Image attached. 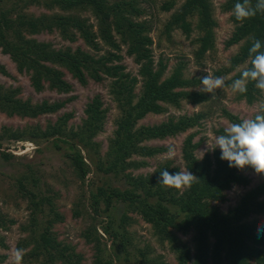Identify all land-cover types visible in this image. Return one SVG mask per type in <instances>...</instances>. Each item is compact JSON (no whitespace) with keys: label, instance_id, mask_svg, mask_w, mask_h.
Returning a JSON list of instances; mask_svg holds the SVG:
<instances>
[{"label":"trees","instance_id":"obj_1","mask_svg":"<svg viewBox=\"0 0 264 264\" xmlns=\"http://www.w3.org/2000/svg\"><path fill=\"white\" fill-rule=\"evenodd\" d=\"M152 0H7L12 8L24 10L29 5L43 7L49 13L39 16L27 15L23 12L11 15V10L0 9V48L16 63L17 69L29 73L30 83L34 91L42 92L45 87L58 93H69L70 84L64 80L67 71L80 84L87 83V78L101 82L112 79L110 93L120 112L116 120V129L109 139L104 157L99 156V145L92 139L103 130L105 111L101 110L100 98L94 97L84 111L85 119L75 131H67L66 125L72 114L66 113L44 128H27L23 133L4 129L0 140L30 141L40 145L53 141L57 150H62L56 143L62 142L70 149L65 153L70 167L77 180L85 182L88 174L95 176L88 185V202L92 210L93 220L104 216L100 223L93 225V233L98 239L97 231L107 236L114 245L115 254L123 252L125 263L134 261L138 264H164L158 257H150L151 252L137 248L139 258H131L130 246L125 236L124 224L126 216L117 217L120 206L125 212H137L151 224L156 239L166 244L177 256L180 264L190 260L191 248L178 237L177 233L193 232V264H264V235H257V227L264 225L259 221H249L251 216H264V182L246 192L239 203L226 213L220 212L212 202H223L224 192L234 185L245 186L248 179L239 170L230 168L228 162L220 159L221 152L215 151L212 157L204 156L200 161L193 152L197 145L191 144L188 138L183 147V161L186 170L198 179L184 191L168 188L158 184L160 172L167 170L172 174L177 169L170 164L160 166L150 175L133 176L131 171L146 166L144 160L151 158L164 149L142 145L151 140H160L175 136L198 124L204 118L203 113L192 117L169 118L160 124L136 128L137 122L147 114H160L165 105L179 107L182 99L193 104L207 100L206 95L197 91H185L199 86L200 80L186 79L181 67H176L164 78L166 66L158 64L154 68L145 23L136 19L143 14L141 3ZM237 0H228L226 11H232ZM256 0H253L255 4ZM176 0H165L163 11H170ZM58 12H57V11ZM56 11V12H55ZM89 12L96 24H89L80 14ZM196 19V29L202 33L198 41L196 58L202 56L214 46L212 27L214 22L209 0H185L164 25V33L170 36L174 30L189 34L191 18ZM236 28L228 45L243 43L238 53L229 60V70H234L248 62L250 37L264 42V14L257 13L252 18L237 20L232 16ZM58 32L62 39L75 42L77 39L95 52L93 55L81 47L54 50L49 44L29 39L42 32ZM118 38V41L116 40ZM100 43L112 51H119L120 46L127 48V54L139 64L142 78L140 95L135 101V78L124 73L122 65H118V55L109 50L104 55L100 52ZM249 63L247 67H249ZM0 72L5 73L0 67ZM229 73V72H226ZM238 73L235 79L240 78ZM259 90L254 82H249L247 91L240 93L248 103L256 100ZM16 97V91H2L0 88V110L8 115H20L37 118L45 114H53L63 108L66 102L33 105ZM231 123L241 120L230 114ZM219 134H224L220 131ZM85 150L86 155H82ZM5 159L12 155L1 153ZM85 159L89 161L86 163ZM92 164L93 169L90 168ZM30 169V168H29ZM19 197L27 202L29 222L21 227L25 237L17 244L23 249V263L37 264H81L82 257L73 248L61 243L55 236L53 227L63 221V216L53 205L54 197L43 194L39 187V179L34 172L14 178ZM119 185V186H117ZM46 191H50L49 188ZM49 208L48 218L41 225L38 216H44V208ZM75 217L81 215L80 208L75 206ZM10 223H13L10 222ZM100 224V227H97ZM4 217L0 215V227H4ZM93 234L85 233L86 240ZM213 239L210 246L209 238ZM97 241V240H96ZM90 242V241H89ZM94 264H113L112 260L103 259L97 245ZM117 251V253H116ZM135 260H132V259Z\"/></svg>","mask_w":264,"mask_h":264},{"label":"rangeland","instance_id":"obj_2","mask_svg":"<svg viewBox=\"0 0 264 264\" xmlns=\"http://www.w3.org/2000/svg\"><path fill=\"white\" fill-rule=\"evenodd\" d=\"M165 0H152L150 3L142 2L141 8L143 14L136 19L137 22L145 23L148 28V36L152 44L150 46L152 61L154 68H158V64L166 66L164 78L168 77L176 67H181L184 78L197 79L211 73L214 76H223L226 78V83L231 84L234 77L242 72L247 67L248 62L238 66L234 70H229V60L238 53L240 46L243 43L228 45L232 34L236 28L232 20V11L225 10V4L228 0H209L211 5V14L214 22L212 27L214 46L207 51L202 58L198 59L195 56V51L198 49V41L202 33L196 29V19L191 18V29L189 34L181 30H174L170 36L164 33V25L169 20L170 16L176 12L185 0H176V4L170 11L161 9L162 3ZM0 9L11 10V15H17L21 12L27 15L39 16L42 13H49L41 6L35 4L29 5L24 10L19 11V8H12L11 3L7 0H0ZM57 11V10H56ZM55 11V12H56ZM58 12V11H57ZM88 20L89 24H96V20L89 12L80 14ZM29 39H34L37 42L47 43L54 50L70 48L75 50L81 47L84 51H88L95 55L96 53L90 50L83 44V41L77 39L75 42H68L61 38L58 32L46 33L42 32L33 36H28ZM118 41V38H116ZM101 50L97 55H104L109 50L118 55V65H122L124 73L135 78L136 94L135 101L140 95L142 78L139 74L140 66L134 58L127 54V48L124 45L120 46L119 51H112L102 43ZM0 67L5 73L0 72V88L2 91H16V97L22 101H29L33 105L41 104L43 101L49 103L66 102L65 106L58 112L53 114H45L37 118H30L20 115H8L0 110V136L4 129L23 133L27 128L41 127L44 128L47 123H55L58 118L66 113L72 114L68 120L67 131H75L81 126L85 119L84 111L86 106L92 102L94 97H99L101 101V110L105 111L103 130L96 135L92 141L99 145V156L104 157L108 141L113 137V132L116 129V120L120 116L116 103L110 93V84L112 79L106 78L101 82H95L87 78V83L82 85L65 70L64 80H66L71 90L69 93H58L55 90H50L48 87L42 92H36L31 86L29 73L19 71L16 63L2 52L0 48ZM229 72V73H226ZM202 88L201 82L199 86L185 89V91H197L206 95L207 100L198 104H193L188 99H182L179 107L165 105V111L160 114H147L140 119L136 128L142 126H153L167 121L169 118L192 117L203 113L204 118L200 119L194 127L185 130L175 136L167 137L160 140H151L144 142L142 145L160 147L164 150L159 154L144 160L146 166L142 169L131 171L133 176H145L152 174L160 166L170 164V168L177 169V172L184 170L185 162L183 161V147L188 138H191V144L197 145L193 154L196 159L202 160L204 156L212 157L215 151H220L219 148H214V137L220 135V131H224L225 127L231 123L227 117L228 114L239 118L241 121L244 118H250L255 115V109L258 101L261 99L260 90L252 103H248L240 93H234L230 88L225 87L216 89L211 93L200 91ZM53 141L37 145L30 141H8L0 140V215L4 217L5 225L0 227V264H15L13 250L17 249V244L25 237L21 227L29 222V210L27 202L22 200L17 193L15 185L16 177L27 174L30 171L34 172L39 179V187L43 194L54 197L53 205L63 216V221L54 225L53 231L56 238L61 243L73 248L74 252L82 257L81 264H94L95 255L97 254V245L101 250L103 259L112 260L113 264H124L125 254L116 251L113 248V242L105 236L101 230L97 233L101 237L98 239L93 233L92 227L104 218L97 217L93 220L92 210L88 202V185L91 179L95 176L93 172L88 174L85 182L77 180L68 160L65 158V153L70 149L62 142L56 143L62 150H57ZM208 145V151H205ZM169 149L174 150L175 156L168 158L165 154ZM1 153L12 155L5 159ZM82 155H86L85 150H81ZM86 163L89 161L85 159ZM93 169L92 164L89 165ZM30 168V169H29ZM245 176L249 184L245 186L234 185L229 190L225 191L223 202H212L211 205L219 209L220 212L226 213L234 208L242 198V196L264 182V174H257L254 170H246L241 173ZM119 186V185H117ZM120 187V186H119ZM49 188L50 191H46ZM186 188L181 189L184 191ZM75 206L79 209L81 215L75 217L73 212ZM49 208H44V216L39 215L38 218L43 220L48 218ZM126 216L124 224L125 236L129 243L131 258L136 256L139 258L138 250L143 252L147 249L151 252L150 257H158L160 263L164 264H180L174 252H171L166 244L160 243L154 235V231L150 223L146 222L137 212H125L122 206L117 215ZM264 222V216H251L249 221ZM13 223H10L12 222ZM100 227V224H97ZM85 233L93 234L90 240H86ZM181 241L185 242L192 250L190 252V260L187 264H193V232L188 234L177 233ZM97 240V241H96ZM90 241V242H89ZM210 246L213 244V239L209 238ZM24 253V252H23ZM132 260H135L134 258ZM20 264H37L34 262ZM57 264V263H56ZM129 264H138L134 261ZM207 264H213L208 261ZM255 264V263H253Z\"/></svg>","mask_w":264,"mask_h":264},{"label":"clouds","instance_id":"obj_3","mask_svg":"<svg viewBox=\"0 0 264 264\" xmlns=\"http://www.w3.org/2000/svg\"><path fill=\"white\" fill-rule=\"evenodd\" d=\"M257 13L264 14V0H237L232 9V14L237 20H245L254 17ZM252 43L249 48V67L244 68L240 78L231 84L226 83L223 76H214L211 73L200 77L202 88L200 91L211 93L216 89L228 87L234 93H245L249 82H254L255 88L260 90L261 99L258 101L255 115L244 118L240 123H229L224 129V134L214 137V148H219L220 159L228 162L230 168L244 170L251 168L257 174H264V42L250 37ZM205 151H200L205 155ZM173 158L175 152L172 149L165 154ZM198 179L190 171L184 169L172 174L166 169L160 172L158 184L177 190L190 187ZM257 235H264V225L257 227ZM23 249H14L15 264H20L23 257Z\"/></svg>","mask_w":264,"mask_h":264}]
</instances>
